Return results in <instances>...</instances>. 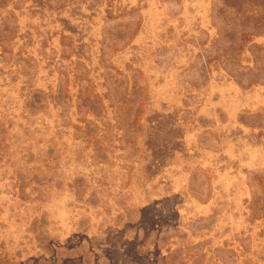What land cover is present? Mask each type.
<instances>
[{"label":"rangeland","instance_id":"rangeland-1","mask_svg":"<svg viewBox=\"0 0 264 264\" xmlns=\"http://www.w3.org/2000/svg\"><path fill=\"white\" fill-rule=\"evenodd\" d=\"M0 264H264V0H0Z\"/></svg>","mask_w":264,"mask_h":264}]
</instances>
